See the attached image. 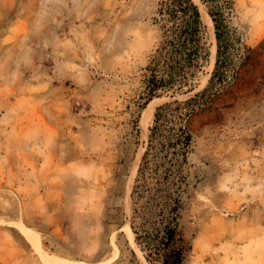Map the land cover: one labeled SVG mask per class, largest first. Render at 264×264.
Segmentation results:
<instances>
[{"label":"rangeland","instance_id":"1","mask_svg":"<svg viewBox=\"0 0 264 264\" xmlns=\"http://www.w3.org/2000/svg\"><path fill=\"white\" fill-rule=\"evenodd\" d=\"M163 1L0 0V264H151L133 225L157 186L151 149L134 193L154 114L202 90L217 55L194 0L210 49L196 87L143 107ZM233 1L238 73L188 123L185 264H264V0Z\"/></svg>","mask_w":264,"mask_h":264},{"label":"trees","instance_id":"2","mask_svg":"<svg viewBox=\"0 0 264 264\" xmlns=\"http://www.w3.org/2000/svg\"><path fill=\"white\" fill-rule=\"evenodd\" d=\"M208 8L214 24L217 41L215 67L208 84L186 100L165 102L159 105L150 127V144L143 155L134 193L149 190L145 183L150 163V151L154 150L157 179L149 205L140 213L144 223L133 225L136 241L142 245L147 261L154 264H185L192 242L180 223L182 194L186 183L185 164L192 145L190 119L209 107L222 89L236 76L237 66L227 64L230 48L236 37L228 19L234 9L233 0H201ZM158 23L162 40L145 70L143 107L154 98L170 94L194 91V80L208 60L210 49L206 41V24L198 4L194 0H165L160 9ZM215 95V96H214ZM161 169V170H159ZM144 179L140 183V178Z\"/></svg>","mask_w":264,"mask_h":264},{"label":"bare ground","instance_id":"3","mask_svg":"<svg viewBox=\"0 0 264 264\" xmlns=\"http://www.w3.org/2000/svg\"><path fill=\"white\" fill-rule=\"evenodd\" d=\"M151 113H152V112H151ZM151 113H150V114H151ZM21 230H22V232H23L25 238H26L28 241L33 242V238H32V236L30 235V233H29L26 229H24V228H21ZM35 248L37 249L38 253H39L44 259H46V260H49V259H53V260H55V259H56L55 257L49 255L44 249H42V248H41L40 246H38L37 244H35Z\"/></svg>","mask_w":264,"mask_h":264}]
</instances>
